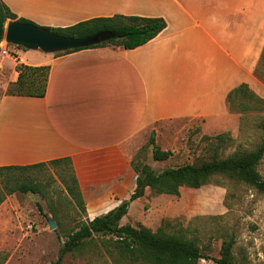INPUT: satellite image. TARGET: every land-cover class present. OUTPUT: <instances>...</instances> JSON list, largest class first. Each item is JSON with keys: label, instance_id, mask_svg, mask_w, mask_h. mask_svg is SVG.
Here are the masks:
<instances>
[{"label": "crops", "instance_id": "crops-1", "mask_svg": "<svg viewBox=\"0 0 264 264\" xmlns=\"http://www.w3.org/2000/svg\"><path fill=\"white\" fill-rule=\"evenodd\" d=\"M0 1L44 28L114 16L166 23L133 50L17 48L12 58L0 44V167L69 158L90 220L129 199L132 157L157 125L194 119L222 126L227 95L254 84L264 50V0ZM18 65L49 68L42 98L6 93Z\"/></svg>", "mask_w": 264, "mask_h": 264}, {"label": "rangeland", "instance_id": "rangeland-1", "mask_svg": "<svg viewBox=\"0 0 264 264\" xmlns=\"http://www.w3.org/2000/svg\"><path fill=\"white\" fill-rule=\"evenodd\" d=\"M18 49L8 46L10 54ZM249 89L264 100V50ZM227 110L230 117L222 126L194 119L157 125L156 145L172 156L165 162H154L147 136L132 160L161 172L253 151L264 141V107L241 113L236 105L234 109L227 105ZM220 134L227 140L219 146L210 138ZM62 170L63 166L47 164L25 171L22 176L37 183L45 196L17 193L0 206V264H52L67 233L90 220L87 212L82 214L67 197L60 178ZM257 172L264 179V156ZM53 213L58 214L61 225L51 230L48 221ZM120 225L145 227L152 232L163 227L168 233L196 239L201 253L208 258L198 264H215L213 260L221 258L225 240L233 241L235 264H264V195L226 177H215L199 189L181 188L177 196L155 195L147 189L141 199L130 204ZM93 246L87 253L67 255L63 264H114L99 241Z\"/></svg>", "mask_w": 264, "mask_h": 264}, {"label": "trees", "instance_id": "trees-1", "mask_svg": "<svg viewBox=\"0 0 264 264\" xmlns=\"http://www.w3.org/2000/svg\"><path fill=\"white\" fill-rule=\"evenodd\" d=\"M8 21L37 26L29 20L17 18L0 1V44L4 39V28ZM39 27V26H37ZM51 33L65 38L82 39L97 33H110L114 37L104 43L89 48L75 49L55 55L68 54L85 49L118 47L133 50L156 38L165 28L166 23L159 18H140L114 16L111 18L91 19L66 28H44ZM22 49V47H17ZM17 81L7 89L8 95L42 98L48 76V67H29L18 65ZM229 109L238 107V112L248 113L264 107V100L257 97L247 85L241 84L233 89L226 99ZM239 105L241 109L239 108ZM264 127L263 124H261ZM208 138V137H207ZM218 145L226 142L224 134L211 137ZM154 162H165L171 156L170 151H163L155 141V132L149 137ZM144 150V148H143ZM136 154L135 156H137ZM264 156V141L253 151L233 154L222 160H211L199 164H187L156 172L149 165L131 160V167L136 174L135 189L127 201L107 213L92 220L80 222L75 229L65 236L59 248L57 260L52 264H63L64 258L71 254H84L94 249L99 241L105 253L114 264H198L201 259H208L202 253L196 239H189L182 234L168 233L163 227L152 232L145 227L121 226L120 222L128 213L132 202L141 199L147 189L155 195H179L181 188L199 189L209 184L218 176L243 182L264 195V179L257 172V166ZM47 164L63 166L60 178L67 197L78 210L85 214V203L69 158L54 160L26 167H0V206L8 196L14 194H33L45 196L42 188L23 177L25 171L44 167ZM52 220L61 225L58 214H52ZM102 237H109L103 239ZM233 241H224L221 258L214 259L215 264H235L232 257Z\"/></svg>", "mask_w": 264, "mask_h": 264}, {"label": "water", "instance_id": "water-1", "mask_svg": "<svg viewBox=\"0 0 264 264\" xmlns=\"http://www.w3.org/2000/svg\"><path fill=\"white\" fill-rule=\"evenodd\" d=\"M4 29L6 44L22 47L26 50H38L46 54L89 48L114 37L110 33H97L82 39L65 38L57 36L46 29L14 21H8ZM48 226L51 230L56 228V224L52 220L48 221Z\"/></svg>", "mask_w": 264, "mask_h": 264}, {"label": "built area", "instance_id": "built-area-1", "mask_svg": "<svg viewBox=\"0 0 264 264\" xmlns=\"http://www.w3.org/2000/svg\"><path fill=\"white\" fill-rule=\"evenodd\" d=\"M1 53L3 54V55H5L6 54V52L5 51H1ZM15 54H8V56H10V57H12V58H15L16 57V55L14 56Z\"/></svg>", "mask_w": 264, "mask_h": 264}]
</instances>
